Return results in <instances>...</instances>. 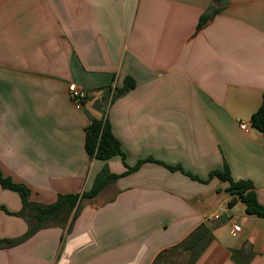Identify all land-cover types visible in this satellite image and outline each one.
Segmentation results:
<instances>
[{"label": "crops", "instance_id": "obj_1", "mask_svg": "<svg viewBox=\"0 0 264 264\" xmlns=\"http://www.w3.org/2000/svg\"><path fill=\"white\" fill-rule=\"evenodd\" d=\"M127 77L135 88L107 108L125 162L183 172L144 163L83 201L72 226L1 244L0 264H153L203 224L214 240L195 264L245 263L250 253L249 264H264V218L229 207L227 186L209 177L228 164L264 205V133L251 124L264 95V0H0L3 174L52 206L88 191L104 166L126 172L121 156L91 158L85 131L102 114L94 101ZM71 83L95 98L77 109ZM0 207L17 213L21 197L0 184ZM28 229L0 210L1 241Z\"/></svg>", "mask_w": 264, "mask_h": 264}, {"label": "trees", "instance_id": "obj_2", "mask_svg": "<svg viewBox=\"0 0 264 264\" xmlns=\"http://www.w3.org/2000/svg\"><path fill=\"white\" fill-rule=\"evenodd\" d=\"M219 12L214 9L210 13H205L200 17L197 30L205 27ZM136 81L132 77H127L121 87H115L103 92L101 97L94 101V107L101 111V117H91L90 124L85 131V150L87 154L93 158L107 161L115 156H121L127 170L123 174L111 173L108 166H104L95 178L92 187L88 191L81 194L61 195L55 205L44 206L35 204L30 201V191L24 184L15 182L11 177L5 176L0 169V184L4 189L14 191L19 194L22 201V210L17 213H10L4 207L8 214H13L26 219L29 223V229L25 235L15 240H0V245L7 243L8 245H17L31 238L38 230L50 225H69L72 226L76 220L80 206L83 201L93 199L110 183L119 178L129 175L138 170L146 162H156L168 167L170 170H182L178 165L171 167L160 161L150 158L140 160L135 166H129L125 162V153L122 149L120 141L114 136L108 119L107 108L117 98L125 95L134 89ZM95 97L88 95L81 102L85 104ZM252 126L260 132L264 133V95L260 108L252 115ZM210 179L218 178L221 182L228 183L225 192L230 197L229 207H234L238 203H243L245 211L248 215L264 218V205L257 198L253 184L246 180H235L232 177L228 164H225L223 170L212 171L209 175ZM214 225L203 224L191 233L185 241L161 252L155 259L153 264H176L174 257L186 256L187 260L183 264H195L201 257L203 252L213 242ZM245 252V250L233 251V261L239 263L236 258L237 253ZM253 253L248 255L245 263L249 264L252 260Z\"/></svg>", "mask_w": 264, "mask_h": 264}, {"label": "built area", "instance_id": "obj_3", "mask_svg": "<svg viewBox=\"0 0 264 264\" xmlns=\"http://www.w3.org/2000/svg\"><path fill=\"white\" fill-rule=\"evenodd\" d=\"M69 97L74 101L77 109L82 108V100L88 97L89 93L83 89H81L76 83H71L68 87ZM241 129L245 131H249V128L246 124H241ZM241 227L239 225L234 226V231H240Z\"/></svg>", "mask_w": 264, "mask_h": 264}, {"label": "rangeland", "instance_id": "obj_4", "mask_svg": "<svg viewBox=\"0 0 264 264\" xmlns=\"http://www.w3.org/2000/svg\"><path fill=\"white\" fill-rule=\"evenodd\" d=\"M226 186H228L227 183H225ZM240 207H243V204H240V206L236 207V209H234V211H236V213L239 211ZM176 264H183V262H185L187 260L186 256H178V257H174Z\"/></svg>", "mask_w": 264, "mask_h": 264}, {"label": "water", "instance_id": "obj_5", "mask_svg": "<svg viewBox=\"0 0 264 264\" xmlns=\"http://www.w3.org/2000/svg\"><path fill=\"white\" fill-rule=\"evenodd\" d=\"M215 5H219L221 3H228V0H214Z\"/></svg>", "mask_w": 264, "mask_h": 264}]
</instances>
